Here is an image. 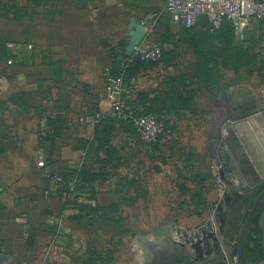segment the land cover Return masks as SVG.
Returning a JSON list of instances; mask_svg holds the SVG:
<instances>
[{
    "label": "rangeland",
    "instance_id": "rangeland-1",
    "mask_svg": "<svg viewBox=\"0 0 264 264\" xmlns=\"http://www.w3.org/2000/svg\"><path fill=\"white\" fill-rule=\"evenodd\" d=\"M114 1L128 6L131 36L143 29L142 39L161 43L164 52L158 64L145 68V89L123 95L121 121L129 120L130 112L151 115L163 122L164 131L150 144L136 140L134 180L140 182L130 195L115 200L113 189L104 188L97 200L107 213L83 214L62 224L70 236L61 243L75 244L77 250L81 246V252L70 261L61 252L56 261L45 253L42 261L50 260L45 264H148L152 246L172 248L184 238L178 229L191 233L212 221L211 206L233 188L223 182V167H229L226 161L233 155L231 135L239 134L241 120L264 109V38L258 37L264 32L241 33L227 23L206 25L203 18L191 27L174 23L162 13L164 0ZM64 4L66 0H56V16ZM31 18L35 21V15L23 17ZM28 30L35 37V27ZM127 100L133 103L130 108ZM106 138L109 145L117 141L110 134ZM243 148L253 161L246 142ZM16 229L13 220H6L0 223V237L19 244ZM222 246L228 254L229 246ZM14 252L8 264H22L21 259L35 264V252Z\"/></svg>",
    "mask_w": 264,
    "mask_h": 264
},
{
    "label": "crops",
    "instance_id": "crops-1",
    "mask_svg": "<svg viewBox=\"0 0 264 264\" xmlns=\"http://www.w3.org/2000/svg\"><path fill=\"white\" fill-rule=\"evenodd\" d=\"M0 10V223H16L19 243L0 237V264L14 259L9 255L14 251L26 255L35 252V264L43 262L45 253H51V261L57 260L59 252L69 260L81 252V246L77 250L75 244L61 243L63 237L70 236V229L62 224L86 213L71 204L74 196L60 193L40 172L38 123L41 116L49 113L58 131L47 156L55 172L71 178L80 170L84 148L89 145L90 168L97 172L102 167L108 170L107 176L95 182L98 197L109 186L114 192L116 188H131L139 149L130 127L120 124L121 118L111 116L112 101L104 94V73L117 72L128 61L129 50L138 39L131 36L133 23L129 21L128 6L114 0H66L61 16H56L53 0L41 11L35 10V21L23 19V14L17 18L8 8ZM28 12L34 16L33 8ZM34 27L35 37L28 30ZM5 41L32 44L35 49L17 55L15 63L8 65ZM136 73L126 87L128 95L145 89L141 81L145 80L146 69ZM245 94L253 97L248 91ZM112 120L118 123L111 131ZM251 122L253 119L241 120L239 134L233 132L230 142L235 134L242 146L247 140L254 147L243 126ZM262 122L258 126L264 134V117ZM109 134L112 141L117 140L111 147L105 146ZM106 149H110L108 153ZM253 150L263 163L257 147ZM240 152L233 149L226 161L229 167H223V182L230 187L248 183L246 175L254 185L264 176V163L259 169L245 151L258 173L259 179L255 180ZM107 155L111 156L109 162ZM226 162L223 160V164ZM85 182L89 185V178ZM111 196L116 200L121 194ZM79 200L83 202L85 198Z\"/></svg>",
    "mask_w": 264,
    "mask_h": 264
},
{
    "label": "built area",
    "instance_id": "built-area-1",
    "mask_svg": "<svg viewBox=\"0 0 264 264\" xmlns=\"http://www.w3.org/2000/svg\"><path fill=\"white\" fill-rule=\"evenodd\" d=\"M174 23H181L189 27L195 25L199 18H205L208 25H220L224 22L234 24L241 33L248 30L264 27V0H164L163 11ZM9 50L14 54H21L24 51L31 52L34 45L9 42ZM163 57V49L159 44L146 42L145 40L133 51L128 61L123 66V72L114 75L107 70L104 73L105 96L112 101L111 116L121 118V112L126 109L123 95L126 93L124 75L127 68L134 62L159 63ZM14 63L13 59L8 61V65ZM128 109V108H127ZM129 119L132 120L140 139L147 144L155 140L164 130L163 122L155 120L151 115L134 117L130 112ZM52 116L47 113L38 123V140L46 143L55 130L50 126ZM88 154L85 148L82 162L84 163ZM47 149L38 148V168L42 175L49 180L55 187L66 184L65 177L54 171L48 163ZM83 165V164H82ZM77 177H73L67 184L70 193L77 195ZM68 194V193H67Z\"/></svg>",
    "mask_w": 264,
    "mask_h": 264
},
{
    "label": "flooded vegetation",
    "instance_id": "flooded-vegetation-1",
    "mask_svg": "<svg viewBox=\"0 0 264 264\" xmlns=\"http://www.w3.org/2000/svg\"><path fill=\"white\" fill-rule=\"evenodd\" d=\"M211 210L212 221L198 226L200 239L190 246L157 248L163 254L152 248L148 264H264V176L255 185L237 183Z\"/></svg>",
    "mask_w": 264,
    "mask_h": 264
},
{
    "label": "trees",
    "instance_id": "trees-1",
    "mask_svg": "<svg viewBox=\"0 0 264 264\" xmlns=\"http://www.w3.org/2000/svg\"><path fill=\"white\" fill-rule=\"evenodd\" d=\"M53 0H0V9L1 8H8L9 10H11L13 12V14L17 17L20 18L18 16V14H23L22 16L24 17V15H30V12H28L29 9H34L33 15H35V7L37 8H45L48 4H50V2H52ZM55 4H56V0H55ZM1 10H0V16H1ZM206 21V25L208 24L207 20L205 18H203ZM227 24H232L230 22H224ZM222 23V24H224ZM257 32H264V27L260 26ZM258 37H262L264 38V34H261ZM9 42L12 41H5L4 42V47L6 50V55L8 56V61L10 59L14 60L15 63V58L17 57V54H14L11 50L8 49L7 44ZM18 43V42H16ZM25 44V43H23ZM160 46L162 45L161 43H158ZM35 49V48H34ZM34 51V50H33ZM164 54V52H163ZM248 55L245 54L241 57H239L233 64L236 65L238 64L242 59L246 58ZM129 58V57H128ZM163 58V57H162ZM127 59V58H126ZM7 61V64H8ZM13 63V64H14ZM12 64V65H13ZM158 63H148V62H141L139 60H134V62L132 64H130V66L127 68V70L125 71V75H124V84H125V88L127 86H130V82L132 81V79L134 78V75L137 74L136 72L138 71V69H145L148 65H155ZM126 65L125 63L119 68V70L117 72H113L114 75H118L121 72H123V66ZM264 72V71H263ZM127 106L130 108L132 106V101L131 100H127L126 101ZM47 113V112H46ZM45 114V113H44ZM43 116H41L42 118ZM40 118V119H41ZM120 122V124L125 123L126 126L130 127V131L134 134V137H136V140H141L136 129L134 128L133 122L131 119L126 120V121H118ZM116 120H112V125H110V130L112 131V129L114 128V126L116 125V123H118ZM50 126L54 128L55 133L48 139L46 140V143H40L39 142V147H43L47 149V154L50 152L51 147L54 143V141L56 140L57 136H58V131L57 129H55V124H54V120L53 117L50 120ZM39 141V140H38ZM108 141V140H107ZM105 141V146H109L111 147V145H108V142ZM92 146V145H91ZM38 147V148H39ZM108 147V148H109ZM85 148H88V154L87 157L83 163V165L81 166L80 170L75 172L73 174V176L70 178L67 175L62 174L65 177V181L66 184L64 186H59L57 187L58 191L60 193H68L69 196L72 195V197L74 196L75 198L71 201V204L76 207L79 208L82 212L86 213V214H90V215H96L98 213L100 214H104L107 213L102 207L99 206L98 202H97V198H98V194L99 191L98 189H96L95 187V182L100 179L103 178L105 176H107V171L108 170H104L103 167L100 169V172L96 171V168H90V164H88V156H89V152H90V146H86ZM84 148V149H85ZM110 149H106V152L109 151ZM108 153V152H107ZM108 157V162L111 159L110 155H107ZM110 164V163H109ZM73 177H77V184H76V191H77V195H74L75 193H70L67 189V184L69 183L70 180L73 179ZM86 178H89L90 183H88L89 185L86 184L85 180ZM140 181L133 182L131 188L129 189H120V188H116L114 193H119V194H126V195H130V192L132 191V189L136 186L138 187ZM85 198V200L82 202L79 200V198ZM86 200L88 202H86ZM90 210V211H87ZM104 216V215H101Z\"/></svg>",
    "mask_w": 264,
    "mask_h": 264
},
{
    "label": "bare ground",
    "instance_id": "bare-ground-1",
    "mask_svg": "<svg viewBox=\"0 0 264 264\" xmlns=\"http://www.w3.org/2000/svg\"><path fill=\"white\" fill-rule=\"evenodd\" d=\"M253 116H250L248 117L247 119H251ZM245 122V121H244ZM260 122V121H259ZM257 118H253V122H251L250 124L248 123H243V126L248 130V136L250 138V142L254 144V147H257V150L258 152H260L261 154V158L264 160V134H263V129L261 127V129L259 128V123ZM240 128L238 127V130ZM240 131V130H239ZM247 134V133H246ZM233 139L231 140V145H232V148L234 150H239L241 151L240 152V155L241 157L243 158V162L245 163L246 167L249 168V171L252 173V176L254 177L255 180H258L259 179V176H258V173L257 171L255 170V168L253 167V165L251 164V159L248 158V155L246 154L245 152V149L243 148L242 146V143L239 141V137H237L235 134L232 136ZM246 144L249 146V149H250V153L252 155V157H254V160L256 162V165L257 167L261 170L263 168V163L259 161V158L256 157L254 151H253V148L251 145H249L247 141H245ZM250 163V164H249ZM263 164V165H262ZM258 182V181H257ZM179 237V236H178ZM181 241H182V237H181ZM184 242V241H183ZM182 242V243H183ZM185 243V242H184Z\"/></svg>",
    "mask_w": 264,
    "mask_h": 264
},
{
    "label": "water",
    "instance_id": "water-1",
    "mask_svg": "<svg viewBox=\"0 0 264 264\" xmlns=\"http://www.w3.org/2000/svg\"><path fill=\"white\" fill-rule=\"evenodd\" d=\"M143 29L142 30H140V32H139V35H137V39H138V43L133 47V48H130V50H129V56H131L132 55V53H133V51L135 50V48L142 42L141 40H142V35H143ZM261 114L262 115H264V109H262V108H260V109H256L253 113H251V115L250 116H254L253 118H257V120L258 121H260V122H262V119H263V117L261 116ZM249 116V117H250ZM248 118V117H247ZM253 118H251L250 120H252ZM263 123V122H262ZM232 150H233V148H232ZM226 164V163H225ZM227 165V164H226ZM240 167H241V165H240ZM242 168H243V166H242ZM261 169V168H260ZM243 170H244V172H245V175H246V170L243 168ZM238 176V175H237ZM246 177H247V182H248V185H253V183L250 181V179H249V177L246 175ZM238 185H239V182H238ZM242 186H245V185H242ZM246 186H247V184H246ZM228 195V193L226 194V196ZM209 224V226L212 228L213 226H212V222H209L208 223ZM200 231H204L202 228L200 229ZM177 234H178V236H183L184 238H182V240L185 242H181V241H174V243L175 244H178V245H180L181 247H185L186 245H191V243H193V242H195V239H200V236H199V229H198V227H197V230L196 231H193V232H191V233H189V232H187L186 230H181V229H178L177 230ZM152 248L153 249H155L156 250V254H163V253H159L158 252V250H157V247L156 246H152ZM163 258V257H162ZM160 260V259H159ZM161 260H163V259H161Z\"/></svg>",
    "mask_w": 264,
    "mask_h": 264
}]
</instances>
